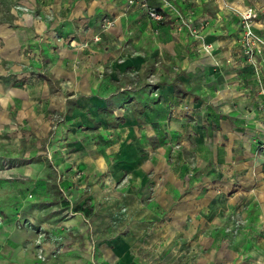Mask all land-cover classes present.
Instances as JSON below:
<instances>
[{"label":"rangeland","instance_id":"374dc122","mask_svg":"<svg viewBox=\"0 0 264 264\" xmlns=\"http://www.w3.org/2000/svg\"><path fill=\"white\" fill-rule=\"evenodd\" d=\"M144 2L127 0L159 12L157 20L146 11L156 28L141 36L134 31L131 38L144 42L131 48L128 40L103 35L113 23L103 18L90 41L117 54L98 67L88 49L73 45L76 31H63L54 0H0V28L19 40L17 56H4L0 35V264L160 262L172 241L158 239L148 255L125 232L130 194L146 204L156 187L152 173L134 180L133 168L161 148L183 181L178 200L207 171L227 172L234 188L212 200L224 219L211 224V238L244 247L264 241V0ZM179 38L187 69L159 45ZM114 68L119 79L112 82ZM178 74L192 94L158 96L155 82L173 85ZM106 88L114 103L92 106L103 105ZM175 91L184 93L176 85ZM132 99L142 100L156 123L146 126L143 113L132 126ZM127 147L137 153L131 160ZM245 213L260 216L256 223L237 221ZM105 242L117 248L116 261L104 255ZM193 242L175 243L181 262Z\"/></svg>","mask_w":264,"mask_h":264},{"label":"crops","instance_id":"0c3cea01","mask_svg":"<svg viewBox=\"0 0 264 264\" xmlns=\"http://www.w3.org/2000/svg\"><path fill=\"white\" fill-rule=\"evenodd\" d=\"M147 1L154 7H162V0ZM57 8L61 13L63 31L67 33L76 31L73 45L81 50L88 49V52H90L88 54L93 64L98 67H101V64H106L112 59V56L117 54V51H112L111 45L105 44L103 48H100L101 45L99 43L90 41L100 31L103 18L113 21L103 35H107V38L110 37L109 35H115L121 44L128 40L131 48H137L144 42L141 37L132 39L133 32H140L139 36L148 35V33L152 32L151 27H154L155 24L154 21L149 22L144 8L140 7L138 3L128 6L127 0H54V10ZM43 25L42 22L38 21L37 29H42ZM129 31L130 33L128 34ZM3 34H5V40L2 53L5 54L4 56H17L18 38L13 33H5L2 27L0 28V35ZM159 45L167 48V50L169 49L171 61L182 62V68L187 69L183 63L184 59L187 61L188 50L182 39L160 41ZM120 52L124 53V51ZM60 53L62 54V52ZM105 57L108 60H104ZM112 73L113 75L108 77L110 81L115 82L119 79L116 74V68H114ZM175 77H177V80L172 82L173 85L167 83L158 84L154 80L158 96L175 100V98H187L188 95L192 94L191 89L186 83L182 82L179 74L172 78ZM175 85L182 87L181 91H184V93L177 95L178 91H175ZM110 89L106 88L102 91L103 97L106 98V101L102 102L103 105H100V102H92L91 105L101 108L113 104L114 102L112 101L115 100L111 98L112 92H110ZM119 98L122 99V96H119ZM132 100L133 102L130 104L132 114L131 118H128V121L133 124L132 126L137 124L134 116L136 117L143 113L144 116H147V120H145L146 126H149V123H156L157 120L149 116L150 109L146 107L142 100ZM226 124L227 122L223 121V125ZM129 153H131L130 156L128 155ZM172 154L176 155V151ZM124 156L126 160H131L134 156H137V153L131 147H127L124 151ZM154 158H156L155 162ZM165 160L164 149L161 148L154 157L145 154L139 167L133 168L134 173L132 172V176L135 178L134 180L139 181L140 179L142 181L144 176L152 173L155 176L156 187L150 202L146 204H141L134 194H130L127 200L126 213L131 221L125 232V240L128 239L129 243L136 242V246L139 244L146 250L145 254L148 255H152V249L156 248L155 244H157L158 239H161L162 243L172 241V246L161 254V256L165 255V257L155 264H264V241L260 240L261 242H257V245L251 244L247 245L248 247H244L240 243L234 245V242H229L225 239L226 237L220 236V239L215 241L208 235V229L211 224L221 222L224 219L219 207L213 205V198L221 197L224 188H227V192L234 188V186L231 188L229 182L225 179L227 172L213 169L207 171L204 181H200L190 188L188 198L178 200L181 195L180 189L183 187V181L176 167H174L175 165L169 166ZM214 180H219V183H221L217 185V188H213ZM246 180H250V176ZM200 190L201 192H199ZM229 204L234 203L229 202ZM258 216L260 215L252 216L245 213V215L240 214L236 219L239 222L256 223ZM241 233L237 232L236 236H240ZM226 235L228 236V233ZM155 237L157 238L156 242L152 243L151 240ZM185 238L189 241L195 239V242L190 244L189 253L181 262L177 258L178 256L175 255L177 251L175 243L179 239L186 240ZM161 245L164 248L167 247V244ZM102 249L107 259H113V262L116 261L117 248H112L108 242H105ZM158 252H162V250ZM172 253L174 254L167 257Z\"/></svg>","mask_w":264,"mask_h":264},{"label":"built area","instance_id":"2783aa9c","mask_svg":"<svg viewBox=\"0 0 264 264\" xmlns=\"http://www.w3.org/2000/svg\"><path fill=\"white\" fill-rule=\"evenodd\" d=\"M128 1H129V3L138 2L140 5L146 6L144 0H128ZM146 11L150 17L157 19V20L161 19V14L159 12H157L155 9L148 7V8H146Z\"/></svg>","mask_w":264,"mask_h":264},{"label":"trees","instance_id":"16d2710c","mask_svg":"<svg viewBox=\"0 0 264 264\" xmlns=\"http://www.w3.org/2000/svg\"><path fill=\"white\" fill-rule=\"evenodd\" d=\"M176 88H178L179 90H182V87H178L177 85H176ZM177 92V91H176Z\"/></svg>","mask_w":264,"mask_h":264}]
</instances>
